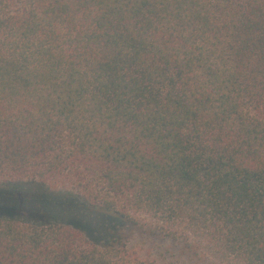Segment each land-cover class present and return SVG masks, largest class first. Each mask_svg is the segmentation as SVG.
<instances>
[{"label": "trees", "instance_id": "16d2710c", "mask_svg": "<svg viewBox=\"0 0 264 264\" xmlns=\"http://www.w3.org/2000/svg\"><path fill=\"white\" fill-rule=\"evenodd\" d=\"M0 264H264V0H0Z\"/></svg>", "mask_w": 264, "mask_h": 264}]
</instances>
